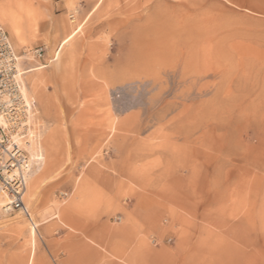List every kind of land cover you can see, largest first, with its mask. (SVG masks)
Masks as SVG:
<instances>
[{"label": "rangeland", "instance_id": "obj_1", "mask_svg": "<svg viewBox=\"0 0 264 264\" xmlns=\"http://www.w3.org/2000/svg\"><path fill=\"white\" fill-rule=\"evenodd\" d=\"M0 2L59 48L0 264H264V0Z\"/></svg>", "mask_w": 264, "mask_h": 264}, {"label": "built area", "instance_id": "obj_2", "mask_svg": "<svg viewBox=\"0 0 264 264\" xmlns=\"http://www.w3.org/2000/svg\"><path fill=\"white\" fill-rule=\"evenodd\" d=\"M43 52L40 45L24 50L22 55L34 60ZM22 75L20 56L0 27V209L4 214L21 211L28 215L23 198L32 163L19 145L29 142L32 113Z\"/></svg>", "mask_w": 264, "mask_h": 264}, {"label": "crops", "instance_id": "obj_3", "mask_svg": "<svg viewBox=\"0 0 264 264\" xmlns=\"http://www.w3.org/2000/svg\"><path fill=\"white\" fill-rule=\"evenodd\" d=\"M9 37V36H8ZM10 40V38H9ZM13 49L15 50V52L20 56V65H21V69L23 70V83H24V87L27 91V89L29 90H33L28 83V80H34L36 77L39 78L40 75H42V73L44 72V70L48 67L49 63L51 61H54L56 59V55L59 52V48H57L54 53L52 54V56L49 58L47 56V47L44 43H38L35 44L29 48H33L36 46H43L44 47V52L41 58L38 59H29L26 56L22 55V52L26 49H20V50H16V48L14 47L12 41L10 40ZM27 48V49H29ZM30 73V74H29ZM25 75H27V77L25 78ZM38 83V82H37ZM38 85V84H37ZM37 87V86H36ZM35 90V89H34ZM30 102V106H31V113L33 115L36 114L37 112V107L34 104V100H29Z\"/></svg>", "mask_w": 264, "mask_h": 264}, {"label": "bare ground", "instance_id": "obj_4", "mask_svg": "<svg viewBox=\"0 0 264 264\" xmlns=\"http://www.w3.org/2000/svg\"><path fill=\"white\" fill-rule=\"evenodd\" d=\"M6 21H5V20ZM1 21H5L6 23H7V25H8V27H9V30H10V33H11V35H12V37L16 40V42L17 43H22L23 41L21 40L22 39V37L20 36V34H19V29H18V26H17V22H15V20H13V18H12V15H11V12H10V10H9V8H8V5L7 4H3V3H1L0 2V22ZM20 45H23V44H20ZM26 50V49H25ZM24 94H25V88H24ZM30 104V103H29ZM40 137V136H39ZM38 137V138H39ZM38 139L36 138V141H37ZM39 141V140H38ZM33 142V141H32ZM29 145H30V143L29 142H27V143H21L19 146H20V148H21V150L22 151H26L27 153H28V156L30 155L29 153H31V149L29 148ZM38 145V147H40L39 146V144H37ZM37 147V146H36ZM36 154L38 155L39 153H38V151L36 152ZM36 155V156H37ZM29 158H30V156H29ZM38 159V160H37ZM43 158H35V157H33V160H35V161H40L41 162V160H42ZM30 161H31V159H30ZM40 162H38V163H40ZM35 164H37V163H35ZM39 165V164H38ZM37 167V166H36ZM37 168H39V166L37 167ZM36 170V169H35ZM33 172V171H32ZM32 174V173H31ZM29 176V175H28ZM32 177H33V175H32ZM33 186V185H32ZM32 186L31 185H29V187H28V197H30L31 195H32V193H33V188H32ZM1 198V197H0ZM0 202H3V200H1L0 199ZM27 217H29V215H27Z\"/></svg>", "mask_w": 264, "mask_h": 264}]
</instances>
